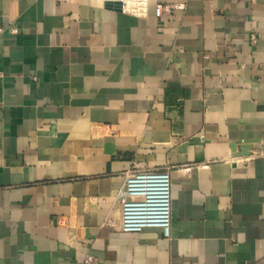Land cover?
Here are the masks:
<instances>
[{
    "label": "crops",
    "instance_id": "1",
    "mask_svg": "<svg viewBox=\"0 0 264 264\" xmlns=\"http://www.w3.org/2000/svg\"><path fill=\"white\" fill-rule=\"evenodd\" d=\"M106 1L0 0V264H264V0ZM140 166L169 237L120 228Z\"/></svg>",
    "mask_w": 264,
    "mask_h": 264
},
{
    "label": "built area",
    "instance_id": "2",
    "mask_svg": "<svg viewBox=\"0 0 264 264\" xmlns=\"http://www.w3.org/2000/svg\"><path fill=\"white\" fill-rule=\"evenodd\" d=\"M125 9L128 0H121ZM133 4V1H131ZM141 6V2L134 5ZM182 3H158L155 15L163 17L174 10H184ZM19 28L14 25L1 26L0 35L17 34ZM257 35L252 34L250 40L257 42ZM1 74V73H0ZM36 80V78H34ZM121 205L120 228L123 232H141L146 228H160L164 236L170 235L171 224V177L168 169H145L138 167L130 171L125 183L116 197ZM91 262V258L87 259Z\"/></svg>",
    "mask_w": 264,
    "mask_h": 264
},
{
    "label": "water",
    "instance_id": "3",
    "mask_svg": "<svg viewBox=\"0 0 264 264\" xmlns=\"http://www.w3.org/2000/svg\"><path fill=\"white\" fill-rule=\"evenodd\" d=\"M105 6L109 9H114L116 11H122L123 2L121 0H107Z\"/></svg>",
    "mask_w": 264,
    "mask_h": 264
},
{
    "label": "bare ground",
    "instance_id": "4",
    "mask_svg": "<svg viewBox=\"0 0 264 264\" xmlns=\"http://www.w3.org/2000/svg\"><path fill=\"white\" fill-rule=\"evenodd\" d=\"M132 7H133V5H132V3H131V0H130V1L128 0V3L126 4L125 9H129V10H131Z\"/></svg>",
    "mask_w": 264,
    "mask_h": 264
}]
</instances>
